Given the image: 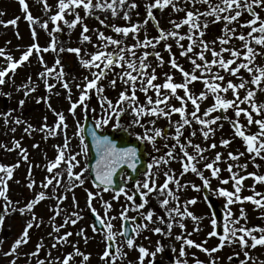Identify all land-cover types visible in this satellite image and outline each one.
<instances>
[{"label":"snow or ice","instance_id":"snow-or-ice-1","mask_svg":"<svg viewBox=\"0 0 264 264\" xmlns=\"http://www.w3.org/2000/svg\"><path fill=\"white\" fill-rule=\"evenodd\" d=\"M37 2H41V0H37ZM44 7L46 10H51V5L47 3V0H42ZM19 3L22 6V10L27 14L26 20L30 24L38 23V18H34L29 11L28 4L26 0H19ZM183 3L187 6L191 4L193 8H195L196 4H207L208 9L206 11L201 12L199 9L196 11L187 10L186 16L179 22L176 20H171L170 24L172 25L170 30H165L163 28L158 27L159 35L156 37H149L147 33H145L144 39L140 40L139 32L140 29L148 24L149 20L156 21L157 26L159 25V21L156 19L154 15V9L163 11L169 6L172 8L174 12L185 11V8L180 6L178 0H149L146 3V18L144 21L137 22L131 26H116L115 24H109L106 21L108 18L100 19L98 16L95 18L99 20V23L105 27L111 28L114 33L122 38H114L113 36H106L103 31L99 29H95L94 31L97 34V39L101 42L98 45H93L97 48V51L94 53H88L87 55L90 58L85 59L82 57L81 48H59V52H71L75 53L79 58V63L82 67L92 70L96 69V71H91L92 79H89L87 76L84 77V83L76 84V87L80 89V95L78 100L72 101L71 97V88L70 82L64 79L66 75L64 71V67L61 65V61L59 58L55 60V65L52 68H49L47 64L44 62L43 56L38 55L37 59L41 64L44 65V71L39 73V76L45 79V86L49 92L52 91L53 88L56 87L55 84L47 83V78L51 77L53 73H55V78L58 83H61V87L68 91L67 99L71 102L69 112L73 117L77 115V108L81 107L82 112L84 113V118L87 120L89 112L95 113L96 109L89 107L87 101L92 98V93L94 90V94L98 98V104L101 109V116L99 119L95 120V127L91 131L92 142L95 145V150L98 155V159H96L94 168L92 167L90 161H88V153H89V144L85 142V130L81 125L80 120L75 121V129H74V137H78L79 144L77 145L80 148V151H74L70 148L71 146V138L68 136V127L69 125L66 123V117L63 112H56L55 109H52V105L48 102V108L53 111V113L57 116V121L54 125L49 126L46 121L47 117H45V123L39 129V131L43 132L44 139H48L49 137H62V143L57 144L55 146L57 155L56 158L52 161H49L45 166L47 172L51 175L45 177L43 181L40 182V187L42 189H48L52 187L53 194L49 196L46 191L38 192L33 199H31L27 204L23 207H14V202L9 198L8 191V181L12 179L14 170L20 166L19 162L8 166L4 164H0V199L4 201V205L2 211L4 216H10L13 213L19 212L21 215L30 214L31 219L26 221L25 227L22 231V234L14 241L11 246L10 251L4 252L5 256H13L17 255V249L22 244H27L29 240V230L33 228V226L39 227L43 220L37 218L34 209L36 205H38L41 201L45 199H55L57 203L51 211L54 212V215L50 217V221H52V232L49 233L50 236H53L54 243L52 245L53 248L57 246V244L63 245L71 243L69 241V237L73 235L72 232H66L60 235V229L67 227L69 223L72 225L77 224V222L83 219V216L80 215V212L74 211L71 215H65L64 223L60 225H56L54 223L57 216H60L62 212L66 213V209H62L61 205L67 199V192L74 191L76 187H80L85 185L87 182V178L84 176L85 173H88L89 176H94L92 178L93 185L99 189L96 193L92 191H87V207L91 210L92 213L95 214L98 223H93L92 229L94 233L104 232V229H107L104 232L106 241H115L117 235L123 236L125 238L124 243H126L129 249L136 247L140 253L139 256V264H144L145 258L151 256V260L149 264H156V257L158 253H163L165 251V244L161 241H157L155 251H149L148 248L143 245H137L135 243V236H139L141 232L148 230L155 234H158L162 237H172V229L174 226L178 225L181 229L184 230L185 234L176 235L174 237L175 240L182 241V246L179 250L180 257H186L187 253L185 251V247H195L197 249L202 250L204 253L211 256L212 253L217 252L223 249L225 246H231L233 244H239L242 249H256L257 246H264V228L259 226H255L253 228H248L246 226H241L239 228L236 227L239 224L240 220L247 219L246 211L241 208L240 215L237 217L233 214L231 205L236 203H243L245 201L252 202L257 209H264V194L257 192L255 190V183H264V175H257L256 173H248V176L254 178V184L251 186V191L254 195L241 197L240 192L243 188V181L247 178L246 176H240L238 172H234L233 168L238 169H246L247 164H239V163H229L227 165V171L230 173V179L233 181L234 191H229L227 188L218 187L216 189L212 188L211 179L215 178L220 180L221 184H228L229 179H222L220 177V172L222 169L218 166V164L222 160V153L217 152L215 154L214 159L210 162L204 163V170H201L198 167V164L202 161H208V157L204 155L205 152L210 151L211 149L217 148L216 143H212L207 147H201L200 144H194L191 137H195L197 135V131L200 132L203 139L207 141L211 136L215 135L216 129L212 127V125H216L217 121L221 119L228 120L229 117L226 115L228 109H233L235 114V120L232 121V127L235 130V135L241 137L247 148V152L252 155V160L255 162L256 157H260L264 159V119L253 120V112L257 115L264 114V103H257L255 100L257 91L264 92V87H261L262 81H264V66L254 64V61L257 56L261 55L260 52L254 50L251 47L252 41H255L256 44L264 46V19L261 18L260 14L256 11V8H261L264 10V0H220L219 3L213 4L211 0H183ZM127 4L128 11L123 12L122 19L126 21H130L131 16L130 12L137 9L139 5L136 3V0H132L131 3H128V0H111V3L108 0H97L95 4H93V0H58V11L56 14L50 17L52 23L55 25L54 31L59 32L62 31V28L59 21H63L65 25L69 28V30L75 29L77 24L82 26L81 32V42H92V37L88 35L90 29L87 24L83 23V18L80 16L79 12L76 11L77 8L83 6L85 9V13L87 16L94 15L93 9H100L103 11H111V17H116L119 15L118 9H123ZM69 14H75V18L71 21L65 19V12ZM248 12L253 18L246 22L240 24L241 27H250L251 31L248 32L247 36L243 33H240L239 36H236V28H230L229 25L233 24V22H239V17L244 12ZM227 13V14H225ZM137 15L139 13L137 12ZM213 16L215 19L211 21L212 23H218L221 20L224 21V27L222 29L223 35L217 37L216 40L211 42L203 39L205 36V32L209 26V21L204 19L201 23V17H210ZM19 18L8 21L12 25L17 24V20ZM258 24V26H257ZM188 26V31L185 34H181L178 30L183 26ZM7 26V24L5 25ZM42 27L47 30L48 29V21H45L42 24ZM33 40L35 41L37 33L35 28L31 29ZM260 33L259 36H254L253 33ZM132 34L133 39L136 41L134 44L125 43L126 38ZM17 36L19 33L17 32ZM236 38L240 41L244 42V47L247 49L243 54L241 51L235 48H226L224 45L228 44L231 39ZM169 39H173L176 42V46L181 49L180 55L187 57L189 62L191 63L192 71H187L178 63L176 56L172 53V44L168 43ZM187 39L189 41L187 47L181 43V41ZM164 42V50H166L170 54V60L168 61L170 67L172 69H177L182 75L183 82L182 83H174L173 76L169 73H164L165 80L162 84L153 83L158 79L156 69L162 68L165 64L163 57L161 56V52L156 50L157 45ZM219 41L220 50L216 51L215 47H210L211 45H215ZM109 47H113V51H108ZM200 48L199 52H195V48ZM148 49L152 48L153 51L149 52L147 50L143 51L140 55H137L138 49ZM33 49H35L36 53L49 52V51H57V41L55 35H52L51 42L48 47L41 48L38 43H33L30 45L26 51L22 53V56L19 60L13 59L10 54H6L5 50L0 48V56L5 57L8 62V67L4 70H0V85L5 84V77L8 76L9 71L13 74L15 70L23 65L26 61L29 60V57L33 55ZM211 52L212 59L208 60L206 58V53ZM230 52L231 58L225 59L224 53ZM189 53H193V55H189ZM243 55V59L245 62H241L237 64L235 68L231 67L236 60L240 59ZM154 56L156 58V66L153 67L150 62H148V57ZM197 60L201 61L198 63ZM251 65V66H250ZM56 66H60L59 72H56ZM213 67H216V71H213ZM119 68L121 71L116 72L115 70ZM151 68V72L148 69ZM241 69H245L252 77L251 81L245 79L242 75L238 76ZM223 70L225 75L229 76H238L240 80L239 84L233 83L232 80H228L226 85L222 86V83L225 80V75H221L220 71ZM199 71L200 75L198 76L196 73ZM109 72L115 73L114 79L109 81V86L113 89L116 87L117 79L121 82V84L126 87L120 92L118 98L115 103L112 99L108 98L105 95V87L100 82L107 77ZM135 73V74H133ZM29 83L24 84L21 87L25 89L24 95L27 97L31 92L35 91V87H30L31 77L28 78ZM197 80H201L205 86V90L199 93V95H194L189 85L192 82ZM219 81V82H218ZM251 83L255 86V88H246V86ZM161 89L169 90L166 92H162ZM177 89H182L184 91V96H180L177 93ZM246 89V94L243 98L240 97L239 90ZM129 90L130 93L129 94ZM152 90L155 93L156 99L153 100L151 95H148L149 91ZM229 90L233 93V99H226L221 93H228ZM137 91L144 93L146 98V103H140L139 98L137 96ZM57 95L60 93L57 92ZM6 95H11L7 93ZM209 95L214 97V103L206 108L202 115H198L200 113V102L206 100ZM175 98L180 101L181 106L176 107L175 105H170L169 101ZM40 99H45L41 97ZM47 101H50V97L47 98ZM46 101V102H47ZM191 101L193 106V111L191 113L187 112V104ZM247 103L252 111H249L248 108L240 107L241 104ZM19 104L21 107L25 104V100H20ZM221 111L224 115L212 116V113ZM180 114V119L177 121L172 120V116L174 114ZM245 115L247 119L248 125L257 124L259 126L260 131L247 135L243 130L244 125L240 123L241 114ZM5 118V122H8V117L11 115V112L0 114ZM126 116L131 117V125H136L143 129V134H138L137 138L139 140L150 143L152 147L159 152L160 149H157L156 143L158 138L169 140L171 139L174 143L165 144V148L168 149L165 155H162L153 160V163L148 166V171L144 173L147 177L144 181H136L135 187L136 190L139 191V196L141 197V202H136L135 195H129L124 188H120L116 195L113 196V200H119L120 193H123L130 204L121 205V211L119 213V218L126 224L128 221L135 222L137 220L136 216H129V211L137 212L140 219L142 221H146L144 223H134V226L131 228V232L135 233V236L129 234V229L124 228L119 233L113 231L114 225L112 224V220L117 219L115 216H109L108 213L112 209V203L110 201H103L104 208V216L101 217L97 209L93 206L92 202L94 199L99 197L103 200V192H107L112 188L115 183L114 177L117 172L127 166L133 172L138 171L137 162L139 160V149L137 147H119L114 142V140L109 135H99L97 134V129L103 128L104 126L109 125L113 122V127L117 129H124V125L121 123V119ZM145 117H148L146 121ZM191 117V118H189ZM157 118L166 119L168 124L165 128L157 127ZM16 125L24 123V121L19 118L14 120ZM199 125L200 127L197 129L193 127V125ZM220 128L223 127L222 124L219 125ZM174 128L175 132L172 133L171 129ZM185 128L190 129L189 137L186 138V142L181 141V137L184 136ZM36 129L33 125L28 124L25 127L24 131L28 134H31L32 131ZM12 131L15 132V127L12 128ZM231 143L228 139H222L220 141V145L223 147H227ZM6 151H15L16 149H20V156L24 161L29 160V156L27 153V149L22 148L19 140L13 141V147L8 148L7 145H0ZM33 147H39V145H33ZM191 147L194 149V152L190 153L188 148ZM177 148H179V152H177ZM83 155L86 163L85 166L81 169L80 172H74L73 170L78 167L81 163L77 157ZM244 153H228V159L232 161H239L240 157L243 156ZM179 159L182 171L180 173L181 177L184 174L191 172L195 174L201 181L202 187L206 190V194L204 196L205 201H209V207H211L210 197L208 193H215L218 197L226 198L225 201V212H224V225H223V234L220 235V243L211 249L204 247L201 243H196L192 239L188 238L192 235V233L187 232L186 225L183 223L184 219L191 218L193 221L197 222L194 231H200L199 221L203 219V217L196 216L193 212L189 211V205H195L197 203L196 198H192L190 200L184 201L183 205H181L180 197L176 194L182 188H187L189 185L192 189L199 192L201 191V185H197L192 181H188L185 184L180 183V179L176 178L174 170H169L164 172L165 182L161 185H157V179L159 176V172L153 174L151 169L153 167H159V165L164 164L167 165L170 161ZM66 165V167L61 171H55L60 168L61 164ZM257 168L259 165H255ZM210 170L211 177L205 176L204 171ZM65 173L67 174L68 183H64ZM32 177V165L29 163L28 170V179L29 183L27 187L32 190L36 185V181L31 178ZM128 179H132L131 176H128ZM19 183V181H17ZM61 184H64L65 192L63 195H57V191L59 190ZM169 184H174L176 191L174 192L172 188L169 187ZM155 194L154 199L159 207L164 211V215H158L156 213L155 208H148L147 211L144 210L149 204L148 196L150 194ZM163 196V199L160 197ZM256 197H260V199H256ZM174 202L175 207H169L170 203ZM19 203V202H15ZM73 206L78 208V202L76 201L75 196H73ZM183 207V211L181 210ZM4 216H0V228H2L4 224ZM156 217L154 220L153 217ZM216 213L213 212V219L211 220L214 229L212 232L208 233L209 237L219 235L215 230V226L217 224V220L214 218ZM75 217V218H73ZM179 217V219H177ZM261 219H264V215L261 216ZM161 224L164 227H149L150 224ZM102 226V227H100ZM259 232L260 235L257 236L254 233ZM57 234V235H53ZM76 235L84 239L85 243H87L89 237L85 235V230L82 228ZM246 237L248 239H246ZM249 239L251 243L249 244ZM205 241L204 243H206ZM3 241H0V245H2ZM44 247L43 238H41L40 242L36 246V250L30 254L32 257H36L39 255L41 248ZM74 253H68L67 256L59 262V264H69V261L73 259L74 254L83 257V261H87L89 259V255L84 254L79 250L76 245H73ZM114 247L112 243L106 244V250L103 252L101 256V260L104 261V264H109V257H111V264H115V261L118 257H125L127 253H124L122 248L116 247V252L113 255L111 253V249ZM172 249L173 252L176 251L174 245H168ZM51 256V252L48 253ZM239 255V254H237ZM244 255L248 257V259L253 260V264H264V261H259L253 257H251L248 251L244 252ZM193 256L195 254L193 253ZM232 257H229L231 260ZM59 260V258H57ZM10 264H16V259L10 261ZM37 264H45L44 260H38ZM53 264V262H50ZM163 264V262H161ZM171 264H189L187 259H179L176 258L171 261ZM194 264H204L203 261L196 259ZM211 264H216V258L211 260ZM241 264H245L244 261H241Z\"/></svg>","mask_w":264,"mask_h":264},{"label":"rangeland","instance_id":"rangeland-1","mask_svg":"<svg viewBox=\"0 0 264 264\" xmlns=\"http://www.w3.org/2000/svg\"><path fill=\"white\" fill-rule=\"evenodd\" d=\"M97 0H93V4H95ZM109 3H111V0H108ZM132 0H128V3H131ZM149 0H136V3L139 5V7L133 11L130 12L131 19L130 21H126L122 19L124 11H128L127 4L124 6V8L118 9L119 15L116 17H111V11H103L100 9H93L94 15L87 16L85 13V9L83 6L80 8H77L76 11L79 12L80 16L83 18V23L87 24L90 31L88 35L92 37V42H81V32H82V26L80 24H77L75 29L69 30L67 25L63 23V21H59L62 31L56 32L54 31L55 25L52 23L50 17L58 11V0H47V3L51 5V10L48 11L45 9L44 4L41 0V2H37V0H26V3L28 4L29 11L31 12L32 16L34 18H38V23L36 24H30L26 20V13L22 10V6L19 3V0H0V48L5 50L6 54H10L13 59L19 60L22 56V53L27 50V48L32 45L34 42L38 43L41 48L48 47L52 35H55L56 41H57V51H49V52H43L41 51L39 54L36 53L35 49H33V55L29 57V60L26 61L23 65L19 66L15 73L13 74L11 71H9L8 76L5 77V84L0 85V114L11 112V115L7 118L8 122H5V118L3 115H0V145H7L8 148L13 147V141L19 140L20 145L22 148L27 149V153L29 156L28 161H24L23 158L20 156V149H16L15 151H6L3 147H0V164L4 165H14L19 162L20 166L14 170V174L12 179L8 181L9 191L8 196L9 198L14 202V207H23L25 204H27L31 199L35 197V195L40 191H46L49 196H52L53 189L52 187H49L48 189H42L40 187V182L45 179L46 176L51 175L47 172L46 165L49 161H52L56 158L57 151L55 146L57 144L62 143V137L56 136V137H49L48 139H44V133L39 131V129L42 127V125L45 123V117H47L46 123L49 126L54 125V123L57 121V116L53 113L51 109L48 108V102L51 103L52 109H55L56 112H63V114L66 117V123L69 125L68 127V136L71 138V146L70 148L74 151H80V148L77 147L79 144L78 137H74V129H75V121L78 119L81 122V125L83 126L84 122V113L82 112V108H77V115L76 117H73L71 113L69 112L70 108V101L67 99L68 91L66 89H63L61 87V83H58L55 78V73L51 77L47 78V83L49 84H55L56 87L52 89L51 92L48 91V89L45 86V79L41 78L39 76V73L44 71V65L40 63V61L37 59L38 55H42L44 62L47 64L49 68H52L55 65V60L57 58L60 59L61 65L64 67V71L66 75L64 76V79L70 82V88H71V97L72 101H76L79 98L80 95V89L76 87V84H83L84 83V77L87 76L89 79H92L91 71H96V69H92L91 71L82 67L79 63V58L75 53L71 52H59V48L63 47L65 49L67 48H81V56L85 59L90 58L88 56V53H94L97 51V48H95L93 45H98L101 43L97 39V34L94 31L95 29H99L100 31H103L106 36H113L114 38H117V34L114 33V31L109 28L101 25L99 23V20H97L95 17L98 16L100 19H105L106 17L108 20L106 21L109 24H115L116 26H131L133 24H136L138 21L143 22L146 18V3H148ZM180 3V6L182 8H185V11L180 12H174L172 8L169 6L168 8L164 9L163 11L154 9V15L156 16V19L159 21V25L157 26L156 21L149 20L148 24L140 29L139 32V38L140 40L144 39L145 33L149 37H156L159 35L158 27L163 28L166 31L170 30L172 25L170 24L171 20H176L179 22L186 16L187 10L196 11V9H199L201 12L206 11L208 9L207 4H196L195 8L192 7L191 4H188L187 6L183 3V0H178ZM213 4L219 3L220 0H211ZM256 11L260 14L261 18L264 19V10L261 8H256ZM137 12L139 15H137ZM227 14V13H225ZM19 18L17 20V24L14 26L10 23H7L8 21H11L13 19ZM75 18V14H69L67 11L65 12V19L71 21ZM253 17L248 13L244 12L241 17H239V22H233V24H230L229 27H235L236 28V36H239L240 33H243L245 36H247L248 32L251 31L250 27H244L242 30V27L240 26L241 23L246 22L248 20H251ZM204 19H207L209 21V26L205 32V36L203 37L206 41H213L216 40L217 37H220L223 35L222 29L224 27V21L221 20L218 23H212L215 19V17H201V23ZM48 21V29L45 30L42 27V24ZM7 24V26H5ZM214 27L216 31L220 28L221 31L216 32L215 34L210 33L211 28ZM258 26V24H257ZM35 28L37 36L35 41L32 37L31 29ZM219 27V28H218ZM181 34H185L188 31V26L185 25L181 29L178 30ZM17 32L19 33V36H17ZM254 36H259L260 33H253ZM119 38H122L121 36H118ZM168 43L172 44V53L175 54L176 59L178 63L183 65L185 70L192 71V65L189 62L187 57L181 56L180 52L181 49L176 46V42L173 39H169L167 41ZM230 42H234L233 45H230ZM230 42L227 44L231 47L228 48H235L243 54L247 51V49L244 47V42L240 41L239 39L233 38L230 40ZM125 43L131 45L136 43V41L133 39L132 34H129V36L126 38ZM181 43L187 47L189 41L187 39L181 41ZM251 47L254 48L257 52H260L261 55L257 56L254 64L264 66V46L258 45L255 43V41H252ZM210 47H215L216 51L220 50V44L219 41L215 45H211ZM112 47H109L108 51H111ZM149 51L152 52V48L148 49H138L137 55H140L143 51ZM156 50L161 52V56L163 57L165 64L162 68H157L156 73L158 79L154 81L153 83L156 84H162L165 80L164 73H169L173 76L174 83H182L183 78L179 70L172 69L168 63L170 60V54L164 50V42L161 41L159 45H157ZM195 52H199L200 48H195ZM189 55H193V53H189ZM224 58L227 60L231 58L230 52H225ZM206 58L208 60L212 59L211 52L206 53ZM148 62L152 64L153 67L156 66V58L154 56L148 57ZM198 63H201V61L197 60ZM245 62L243 59V55L240 59L236 60V63L231 65V67L235 68L237 64ZM8 67V62L5 59V57L0 56V70H4V67ZM251 66V65H250ZM56 72H59L60 66H56L55 68ZM216 67H213V71H216ZM116 72L121 71V69L117 68L115 70ZM149 72H151V68L148 69ZM135 74V73H133ZM198 76L200 75L199 71L196 73ZM221 75H225L223 70L220 71ZM242 75L245 79L251 81L252 77L251 75L245 70L241 69L238 76ZM238 76H229L225 75V80L222 83V86L226 85L228 80H232L233 83L239 84L240 80L238 79ZM31 77V84L30 87H35V91L31 92L27 97L24 95L25 89L21 86L24 84H28L29 80L28 78ZM116 78L115 73L109 72L107 77L104 78L100 83L104 85L105 87V95L108 96V98L112 99L115 103L116 99L118 98L120 92L126 87L125 85L121 84L119 79H117L116 87L113 89L109 86V81ZM219 82V81H218ZM198 84L196 92L193 91L194 86ZM261 87H264V81L261 83ZM189 88L191 92L194 95H199L202 91L205 90V86L202 83L201 80H197L195 82H192L189 85ZM246 88H255L254 85L249 83ZM162 92H166L169 90L161 89ZM59 92L60 94L57 95L56 93ZM7 93H10L11 95H6ZM177 93L180 96H184V91L182 89H177ZM129 94L130 90H129ZM240 97L243 98V96L246 94V89H240L239 90ZM148 95H151L153 97V100L156 99L154 91L150 90ZM226 99H233V93L231 90H229L228 93H221ZM137 96L139 98L140 103H146V98L144 93L137 91ZM41 97H44L45 99H40ZM50 97V101H47V98ZM25 100V104L23 107L20 106L19 101ZM3 100L6 102L4 103ZM256 102L264 103V92L257 91ZM47 101V102H46ZM89 104L90 109L95 108L96 112L92 113L89 112L90 115L94 118V120H97L101 116V109L98 104V98L94 94V90L92 93V98L87 101ZM214 103V97L212 95H209L206 100H203L200 102V113L198 115H202L204 110L211 106ZM170 105H175L176 107H180V101L176 100L175 98H172L169 101ZM193 106L191 104V101L187 104V112L191 113L193 111ZM217 115H224L221 111L212 113V116ZM226 115L229 117L228 120L221 119L220 121H217L216 125H212L213 128L216 129L215 135L211 136L207 141H205L200 134L199 131H197V135L195 137H191L194 144H200L201 147H207L208 145H211L212 143L217 144V148L211 149L208 152H205L204 155L208 157V161H202L198 164V167L201 170H204V163L210 162L212 159H214L215 154L217 152L222 153V160L218 164L223 166L224 170L220 172V177L222 179H229L228 184H221L220 180L212 178L211 179V185L213 189H216L218 187H224L227 188L229 191H234L233 187V181L230 179V173L227 171V165L229 163H239V164H247L246 169H238L233 168L234 172H238L240 176H246L247 178L243 181V188L240 192L241 197H246L250 195H254V193L251 191V186L254 184V178L251 176H248V173H256L257 175H264V159H261L260 157H256L255 162L252 160V155L247 152L246 144L244 140L235 135V130L232 127V121L235 120V114L233 109H228ZM19 118L20 120L24 121V123H21L19 125H16L14 123V120ZM191 118V117H189ZM149 119L148 117H145L144 120L146 121ZM180 119V114H174L172 116V120L175 122ZM240 123L244 125V131L247 130L249 134H255L260 131L259 126L253 122V124L248 125L247 119L244 115L240 116ZM257 119H264V114H260V116L253 119L254 121ZM114 123L111 122L109 125L104 126L103 128H100L101 130H110L114 128L112 125ZM121 123L124 125V129H127L134 135L143 134V129L136 125H129L131 124V117L126 116L125 118L121 119ZM28 124L33 125V127L36 129L35 131H32L31 134H28L24 131L25 127H27ZM167 120L162 118H157V127L165 128L167 127ZM222 124L223 127L220 128L219 125ZM15 127L16 131L13 132L12 128ZM193 127L199 128V125L194 124ZM171 132L174 133L175 129L172 128ZM190 129L185 128L184 130V136L181 137L182 142H186V138L189 137ZM247 134V133H246ZM248 135V134H247ZM222 139H228L231 141V143L227 147H223L220 145V141ZM172 144L174 143L171 139L165 140L158 138L156 143V148L160 149L159 152H157L150 143L146 142L147 150L150 157V164L153 163V160L155 158H158L162 155H165L168 149L165 148V144ZM33 145H39V147H33ZM179 152V148L176 150ZM188 151L190 153L194 152V149L189 147ZM232 152L235 154L238 153H244L243 156L240 157L239 161H232L228 159V153ZM90 154L88 153V157ZM81 161L80 165L76 167L73 171L74 172H80L81 169L85 166V159L83 155L77 157ZM29 163L32 165V179L36 181V185L34 189L30 190L27 187V184L29 183L28 179V170H29ZM259 165L257 168L255 165ZM66 167L63 163L61 164L60 168L56 169L55 171H61ZM149 170V169H148ZM174 170L176 178L180 179V183L183 185L188 181H192L197 185H201V191L197 192L194 189L191 188L189 185L187 188H182L179 192L176 194L180 197L181 205H183L184 201L190 200L192 198L197 199V203L195 205H189V211L193 212L198 217H203L199 221V228L200 231H194V228L196 227L195 221H193L191 218L184 219L183 223L186 225L187 232L192 233V235L188 238L192 239L196 243L203 244L204 247H207L209 249L216 247L220 243V235L223 234V225L225 223L224 221V212H225V201L226 198L224 197H218L215 195V193H208L210 197V203L215 202L218 206H220L223 217L221 219H216L217 224L215 226L218 229L217 236L209 237L208 233L212 232L214 229V226L211 223V220L213 219V215L211 213V209L209 207V201L204 200V196L206 194V190L202 187V181L191 172L184 174L183 177H181L180 173L182 171V166L179 161L173 160L170 161L167 165L161 164L159 167H153L151 169V172L153 174H156L159 172V176L157 179V185H161L165 182V176L164 172ZM204 175L211 177V171L206 170L204 171ZM84 176L87 178V182L85 185L76 187L74 191H68L67 192V199L63 202L61 205L62 209H66V213L62 212L60 216H57L54 223L56 225H60L64 223V217L65 215H71L72 212L78 211L80 212V215L83 216V219L79 220L77 224L72 225L71 223L68 224L67 227L60 229V235L66 233V232H72L73 235L70 236L68 239L71 243L68 244H57L55 248L52 247L53 243L55 242L53 239V236H50L49 233L52 232V221H50V217L54 215V212L51 211L52 208H54L57 201L55 199H45L41 201L38 205H36L34 212L39 219L43 220V223L39 226H33L32 229L29 230V240L27 244H22L17 249V255L13 256H5L4 252L10 251L11 246L13 245L14 241L22 234V231L25 227L26 221L31 219L30 214H24L21 215L19 212L13 213L10 216H4V213L2 211L4 201L0 199V212L3 213L4 216V224L2 228H0V241H3L2 245H0V264H10V261L13 259H16V264H37L38 260H44L45 264H50V262H53V264H59L60 261H62L68 253H74V247L75 244L76 247L79 248L81 252H83L86 255H89V259L87 261H83V257L79 255L73 256V259L69 261V264H104V261L101 260V256L103 252L106 250V240L104 233L98 232L94 233L92 229V221L89 217V213L91 210L87 207V191H92L93 193H96L97 191H100L97 189L94 185H92L89 174L85 173ZM147 177L143 175L139 181H144ZM19 181V183H17ZM64 183H68L67 180V174L65 173L64 177ZM169 187L173 189L175 192V185L169 184ZM255 190L257 192H260L264 194V183H255ZM129 195H132V191L127 189L125 190ZM65 192L64 184H61L59 190L57 191V195H63ZM103 200H101L99 197L93 200L92 204L99 212L100 216H104V208H103V201H110L112 203V209L109 211V216H115L117 219L112 220V224L114 225L113 231L119 233L122 231V220L119 218V213L121 211V205L123 204H130L131 202H128L126 200V197L124 194L119 195V200H113V196L116 195V193L112 190H108L107 192H103ZM154 193L150 194L148 196L149 204L147 207L142 211H147L148 208H155L156 213L158 215H164V211L159 207V205L156 203L154 199ZM73 196H75L76 201L78 202L79 207L76 208L73 206ZM164 197L161 196L160 199H163ZM256 199H260V197H256ZM19 202V203H15ZM169 207H175V203H170ZM232 209V212L235 216L240 215V209L243 208L247 213V219L246 220H240L239 224L236 225L237 228L241 226H246L248 228H253L255 226H259L261 228H264V219H261V216L264 215V209H257L256 206L250 202L245 201L242 204L236 203L230 206ZM181 210L183 211V207H181ZM128 215L136 216L137 220L134 223H144L146 221H142L138 215L137 212L129 211ZM75 218V217H73ZM153 219L155 220L156 217L154 216ZM179 219V217H177ZM164 227V225H161L159 223L157 224H150L149 227ZM85 230V235L89 237L87 243H85L84 239L76 235V232H78L80 229ZM217 231V230H216ZM173 236L172 237H162L158 234H155L151 231L145 230L141 232L139 236H135V243L137 245H143L144 247L148 248L149 251H155L157 241H161L165 244V251L163 253H158L156 257V263L163 262L167 264H171V261L179 258V259H187L189 264H194L195 258L192 257V261L190 262L189 257L190 251H195L199 256H201V261L204 262V264H211V260L213 258H216V264H241V261H244L245 264H253V260L248 259L244 255L245 251H248L249 255L259 261H264V246H257L256 249H242L239 244H233L231 246H225L223 249L214 252L209 256L208 254L204 253L202 250L193 247H185V251L187 253L186 257H180L179 256V250L182 246V241L175 240L174 237L176 235L185 234L183 229H181L178 225L174 226L172 229ZM255 235L259 236L260 233L256 232ZM57 235V234H53ZM41 238H43V244L44 247L41 248L39 255L36 257H32L30 254L33 251L36 250L37 244L40 242ZM246 239H248L246 237ZM207 241L206 243H204ZM116 246L122 248L124 253H127L125 257H118L115 261V264H139V256L140 253L138 251V248L133 247L129 249L124 243L123 236L117 235L116 237ZM251 243V240L249 239V244ZM168 245H174L176 251L173 252ZM85 249H82V248ZM49 251L51 252V256L48 255ZM239 254V255H237ZM232 257L231 260H229V257ZM59 258V260H57ZM151 260V256L146 257L144 264H149V261ZM109 264H111V257H109Z\"/></svg>","mask_w":264,"mask_h":264},{"label":"water","instance_id":"water-1","mask_svg":"<svg viewBox=\"0 0 264 264\" xmlns=\"http://www.w3.org/2000/svg\"><path fill=\"white\" fill-rule=\"evenodd\" d=\"M94 127H95V124L93 123L92 119L88 116L87 120L85 121V125H84V130H85L84 134H85L87 143L89 144V149L91 152V158L89 159V161L93 168L95 166L96 159H98V155L95 150V145L92 142V137H91V131ZM97 134L109 135L119 147H133L134 146L139 149V160L137 162L138 171L133 172L127 166H124V168L119 170L116 176L113 178L115 183L112 186V188H114L116 191H119L120 188H124L126 186L135 187L136 181L138 180L140 175L146 171L147 164H148L144 143L139 141V139L132 137L129 133H127L124 130H121L119 132L116 130H112L110 132L101 133L97 129ZM123 173H126L127 177L131 176L132 179H129L126 182L123 181L122 180ZM93 176H94V173H93ZM93 176H91V179L93 178ZM135 194L139 200L141 197L137 194V192ZM213 211L216 213L217 217H221L219 208H217L216 206H213ZM91 216L93 217L94 222L98 223L95 214H91ZM125 227L129 229V234L131 235L133 232H131L132 227H131L130 221H128L126 224L124 223V228ZM110 243L113 244L112 241H110ZM112 252H114V247L112 248Z\"/></svg>","mask_w":264,"mask_h":264}]
</instances>
